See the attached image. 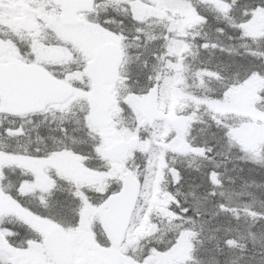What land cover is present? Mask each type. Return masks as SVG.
Segmentation results:
<instances>
[{
	"label": "snow or ice",
	"instance_id": "6c2138e0",
	"mask_svg": "<svg viewBox=\"0 0 264 264\" xmlns=\"http://www.w3.org/2000/svg\"><path fill=\"white\" fill-rule=\"evenodd\" d=\"M0 264H264V0H0Z\"/></svg>",
	"mask_w": 264,
	"mask_h": 264
}]
</instances>
